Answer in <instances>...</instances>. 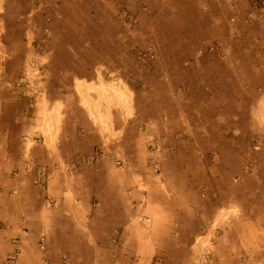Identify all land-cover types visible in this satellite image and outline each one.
Masks as SVG:
<instances>
[{
    "label": "rangeland",
    "instance_id": "obj_1",
    "mask_svg": "<svg viewBox=\"0 0 264 264\" xmlns=\"http://www.w3.org/2000/svg\"><path fill=\"white\" fill-rule=\"evenodd\" d=\"M206 233L199 264H264V0H0V264H186Z\"/></svg>",
    "mask_w": 264,
    "mask_h": 264
},
{
    "label": "crops",
    "instance_id": "obj_2",
    "mask_svg": "<svg viewBox=\"0 0 264 264\" xmlns=\"http://www.w3.org/2000/svg\"><path fill=\"white\" fill-rule=\"evenodd\" d=\"M77 79V78H76ZM78 80V79H77ZM79 81V80H78ZM86 102H87V99L85 100ZM85 102V103H86ZM76 103H78V104H81V105H79L81 108H84L85 106H84V103H82V102H80V100L79 101H77L76 100ZM61 105V107H62V104H59V106ZM16 110V109H15ZM42 110L43 111H45V106H43V108L40 110V112L39 113H41V114H43V112H42ZM16 112V111H15ZM46 113H48L47 111H45ZM50 113H53V110H51L50 111ZM12 116V115H11ZM15 116H17V114L15 115ZM88 118H90L91 119V117L89 116ZM16 123H17V121H16ZM41 128H42V132H41V134L43 135V148L41 147V153H42V156H44V157H46L47 159L46 160H48L49 161V163L50 164H53V163H55V162H57V160H56V156H58V150H56L55 149V146H56V143H54V140H55V138L57 137V136H55V135H53V133L52 134H50V135H45L44 134V131H45V129L48 127V123L47 122H45L44 123V125L42 124L41 126H40ZM88 127L89 126H86V128L88 129ZM16 128H17V126H16ZM13 129V128H12ZM34 129H36V126H34V124L33 125H31V126H27L26 127V130H27V133L28 132H31V130H34ZM22 130V129H21ZM105 131V130H109V129H105L104 127H101V128H97V131H99V133H101V135H102V131ZM107 132H109V131H107ZM45 135V136H44ZM98 135V134H97ZM91 138H92V136H91ZM95 139V138H94ZM93 138H92V141L94 140ZM110 139V138H109ZM95 141V140H94ZM109 142H111V139L109 140ZM51 144L53 147H54V150H47L46 149V147L48 146V144ZM107 144H109V143H106V146L107 147H109ZM31 145H32V143L31 142H27V147H29L28 149H30L31 150ZM31 147V148H30ZM34 148V150H35V147H33ZM108 149V148H107ZM109 150V149H108ZM4 152L6 151V154L7 153H10V152H8V151H11V152H13V150H3ZM86 151H90V150H86ZM39 152V151H38ZM69 183L71 184V185H68V186H70L71 188H75V186L78 184V181H77V179H75L74 177H70V179H69ZM72 183H73V185H72ZM57 188H58V197H59V200H60V205H64L65 203H67V201L68 200H70L71 199V197H69V195H65V196H63V194H61V192L63 191V189H66V184H65V186H57ZM73 199H74V197H73ZM217 217L219 218V217H224L223 216V214L221 213H219V214H217ZM26 219H28L27 217H26ZM64 222L66 223V224H68V225H72V218H65L64 219ZM20 223V222H19ZM209 233V232H208ZM208 233H206L205 235H201V237H200V239L201 240H196V242L195 243H193V245L191 246V258L189 259V261L186 263V264H199V261L196 259V253L200 250V249H197V251H196V249L195 250H193V248L197 245V244H202L203 242H205L206 241V238L208 237L207 235H208ZM66 234V233H65ZM207 236V237H206Z\"/></svg>",
    "mask_w": 264,
    "mask_h": 264
}]
</instances>
